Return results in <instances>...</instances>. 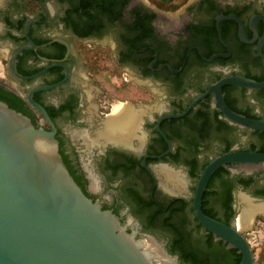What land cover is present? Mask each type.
<instances>
[{
	"label": "flooded vegetation",
	"instance_id": "1",
	"mask_svg": "<svg viewBox=\"0 0 264 264\" xmlns=\"http://www.w3.org/2000/svg\"><path fill=\"white\" fill-rule=\"evenodd\" d=\"M171 7L0 0V45L8 50L0 100L50 130L29 96L40 104L86 194L129 232L150 234L173 259L165 258L169 264H239L240 250L200 222L194 202L213 160L264 154V130L232 120L222 107L264 122V87L251 85L264 82V0ZM15 56L22 77L14 72ZM119 104L134 112L126 143L108 141L88 152L82 138L74 140L76 131L92 134ZM246 200L264 205V160L217 168L201 209L242 234L255 263L264 264V213L238 225Z\"/></svg>",
	"mask_w": 264,
	"mask_h": 264
},
{
	"label": "water",
	"instance_id": "2",
	"mask_svg": "<svg viewBox=\"0 0 264 264\" xmlns=\"http://www.w3.org/2000/svg\"><path fill=\"white\" fill-rule=\"evenodd\" d=\"M15 62L16 56L13 69L22 77ZM251 85L264 87V82ZM29 100L50 130L0 100V264H166L147 244L154 240L150 234L144 240L129 232L117 215L86 194L64 161L55 124L40 104ZM222 107L232 120L264 130V122L247 120L223 102ZM260 160L264 154L226 153L204 169L196 192L200 222L240 250L239 264H256L250 245L236 229L205 215L201 197L220 166Z\"/></svg>",
	"mask_w": 264,
	"mask_h": 264
},
{
	"label": "bare ground",
	"instance_id": "3",
	"mask_svg": "<svg viewBox=\"0 0 264 264\" xmlns=\"http://www.w3.org/2000/svg\"><path fill=\"white\" fill-rule=\"evenodd\" d=\"M133 118L134 112L130 110L127 106L123 108V106L121 107L119 104L118 106H116L113 113L109 115L106 119H104L103 122L96 128V130L93 131L94 133L92 132V134H90L88 131H76L72 134V136L74 140L76 138H82L83 144H85V148L88 152H90L93 147H101L106 145L108 141H119L126 143V140H128L131 137V134H133L129 129L130 123ZM164 174L167 180L174 179L172 180L174 183L179 180V177L174 178L168 172H164ZM94 178L91 182V186L93 187V189L96 187V181ZM259 211L264 213V205H256L246 200L241 215L239 216V227L244 228L245 226H248L253 216ZM150 244L159 251L158 255H161L166 264L172 262L171 260H166L165 258L167 257H163V249L159 244H157L156 241L152 240Z\"/></svg>",
	"mask_w": 264,
	"mask_h": 264
},
{
	"label": "rangeland",
	"instance_id": "4",
	"mask_svg": "<svg viewBox=\"0 0 264 264\" xmlns=\"http://www.w3.org/2000/svg\"><path fill=\"white\" fill-rule=\"evenodd\" d=\"M146 1L149 2V3H153V4L158 3L164 9H168L171 6H173V7H171V9H175L179 4L187 2L188 0H146ZM7 52H8L7 48H3V47L0 46V78H1V75L3 74L2 64L4 62L2 61V59L4 57L8 58L7 57ZM142 238L144 240H147V236L145 234L142 235ZM147 244H150V241H147Z\"/></svg>",
	"mask_w": 264,
	"mask_h": 264
},
{
	"label": "crops",
	"instance_id": "5",
	"mask_svg": "<svg viewBox=\"0 0 264 264\" xmlns=\"http://www.w3.org/2000/svg\"><path fill=\"white\" fill-rule=\"evenodd\" d=\"M0 46H1V45H0ZM1 47H3V48H4V47H5V45H3V46H1Z\"/></svg>",
	"mask_w": 264,
	"mask_h": 264
}]
</instances>
